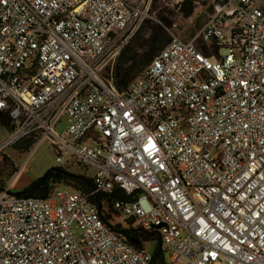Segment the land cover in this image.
<instances>
[{
    "label": "built area",
    "instance_id": "1",
    "mask_svg": "<svg viewBox=\"0 0 264 264\" xmlns=\"http://www.w3.org/2000/svg\"><path fill=\"white\" fill-rule=\"evenodd\" d=\"M152 1L0 0V152L50 138L60 165L92 168V194L159 231L169 264H264V0H224L121 92L114 65ZM19 173L0 191V264L150 263L90 195L19 197Z\"/></svg>",
    "mask_w": 264,
    "mask_h": 264
},
{
    "label": "rangeland",
    "instance_id": "2",
    "mask_svg": "<svg viewBox=\"0 0 264 264\" xmlns=\"http://www.w3.org/2000/svg\"><path fill=\"white\" fill-rule=\"evenodd\" d=\"M224 3V0H153L150 7L151 19L144 22L135 38L116 61L113 68L114 77L116 78L118 74L120 79L136 81L149 65L148 59L159 53L173 36L190 41L214 15L216 6ZM196 43L203 51L202 42L197 40ZM221 54H225V51H221ZM212 60L215 61V58ZM67 125V117H64L57 124L56 131L61 134ZM11 129L12 125L8 123L7 118L0 116V145L10 137ZM57 159L58 150L50 138L43 141H39L36 136L23 138L0 152V188L6 189L15 174L20 172L16 181L12 183L10 192L12 194L23 192L42 178L49 169L62 166ZM64 159L71 167L69 169L71 173L76 175L85 173L69 157ZM88 170L92 168L89 167ZM127 221L124 215L112 217L113 224L127 226ZM157 247V242H149L143 245V250L153 254Z\"/></svg>",
    "mask_w": 264,
    "mask_h": 264
},
{
    "label": "trees",
    "instance_id": "3",
    "mask_svg": "<svg viewBox=\"0 0 264 264\" xmlns=\"http://www.w3.org/2000/svg\"><path fill=\"white\" fill-rule=\"evenodd\" d=\"M189 14V13H188ZM203 44V43H202ZM203 51L205 54H209V50L205 44H203ZM201 50V49H200ZM123 54V53H122ZM148 59L147 63L150 64L153 58ZM133 82L127 79H120L117 74L114 77V84L119 91L125 92ZM85 173L83 175H76L69 171V166H58L49 169L42 178L35 181L32 185L26 188L23 192L14 194L19 197H48L55 190L61 189L70 192H80L85 195H90V202L97 207L106 223L117 233H119L129 244L136 249H143V245L149 242H157L158 247L151 254V261L149 264H169L168 254L163 247V243L160 237L159 231L144 229L137 225L134 219L126 217L127 226L121 224H113V216H121L112 209V200L116 196L123 197L122 194L117 193L115 195L106 194H92L94 191V184L91 174L84 167L78 166ZM69 185V186H65ZM71 189H69V188ZM4 190L0 188V191Z\"/></svg>",
    "mask_w": 264,
    "mask_h": 264
},
{
    "label": "water",
    "instance_id": "4",
    "mask_svg": "<svg viewBox=\"0 0 264 264\" xmlns=\"http://www.w3.org/2000/svg\"><path fill=\"white\" fill-rule=\"evenodd\" d=\"M0 116L5 117L4 115H1V114H0ZM7 121H8V120H7ZM8 123H9V121H8ZM13 130H14V127L12 126L11 131H13Z\"/></svg>",
    "mask_w": 264,
    "mask_h": 264
}]
</instances>
